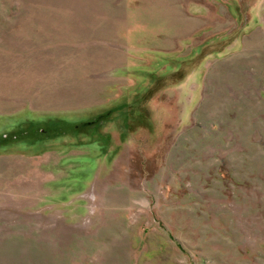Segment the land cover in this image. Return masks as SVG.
<instances>
[{
    "label": "rangeland",
    "instance_id": "374dc122",
    "mask_svg": "<svg viewBox=\"0 0 264 264\" xmlns=\"http://www.w3.org/2000/svg\"><path fill=\"white\" fill-rule=\"evenodd\" d=\"M0 264H264V0H0Z\"/></svg>",
    "mask_w": 264,
    "mask_h": 264
},
{
    "label": "trees",
    "instance_id": "16d2710c",
    "mask_svg": "<svg viewBox=\"0 0 264 264\" xmlns=\"http://www.w3.org/2000/svg\"><path fill=\"white\" fill-rule=\"evenodd\" d=\"M97 120H100V119H93V120H88V121H84L82 122L79 126H84V125H92L94 124ZM78 125H76V127H79Z\"/></svg>",
    "mask_w": 264,
    "mask_h": 264
}]
</instances>
